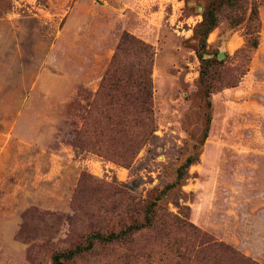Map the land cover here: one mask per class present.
Segmentation results:
<instances>
[{
	"label": "rangeland",
	"instance_id": "rangeland-1",
	"mask_svg": "<svg viewBox=\"0 0 264 264\" xmlns=\"http://www.w3.org/2000/svg\"><path fill=\"white\" fill-rule=\"evenodd\" d=\"M209 2L0 0V264H52L87 233L78 204L100 210L99 226L114 224L106 210L123 202L115 193L156 197L195 152L161 205L264 264V0L223 11L210 34L204 59L221 62L210 107L195 37ZM253 3L254 50L246 23L231 22L249 18ZM125 33L155 53L154 133L129 167L72 145ZM165 252L146 236L75 264H145Z\"/></svg>",
	"mask_w": 264,
	"mask_h": 264
},
{
	"label": "trees",
	"instance_id": "trees-1",
	"mask_svg": "<svg viewBox=\"0 0 264 264\" xmlns=\"http://www.w3.org/2000/svg\"><path fill=\"white\" fill-rule=\"evenodd\" d=\"M243 0H210L203 13V21L195 30L199 41L197 53L201 61L200 84L208 106L216 88L219 65L216 59H204L207 40L218 27L225 10H237ZM234 25L246 23L248 47L259 46V7L253 3L249 18L232 17ZM153 47L143 40L125 33L96 92L86 123L74 138L72 145L83 152H93L129 167L154 133L152 69ZM207 134L201 141L205 143ZM199 160V153L187 158L178 169L176 181L153 198H130L119 191L120 205L106 210L115 215L116 222L99 226L98 212L78 204L77 212H85L91 220L87 233L54 252L52 264H75L89 255L112 247L132 246L151 236L162 244L165 253L159 258L149 255L145 264H256L230 246L218 242L193 224L166 211L161 201L170 190L179 186L188 176L189 168ZM109 198V197H108ZM98 215V216H97ZM94 221V223L92 222ZM71 241V239H70Z\"/></svg>",
	"mask_w": 264,
	"mask_h": 264
},
{
	"label": "water",
	"instance_id": "water-1",
	"mask_svg": "<svg viewBox=\"0 0 264 264\" xmlns=\"http://www.w3.org/2000/svg\"><path fill=\"white\" fill-rule=\"evenodd\" d=\"M225 58V55L223 54V53H220L219 55H218V59L219 60H223Z\"/></svg>",
	"mask_w": 264,
	"mask_h": 264
}]
</instances>
